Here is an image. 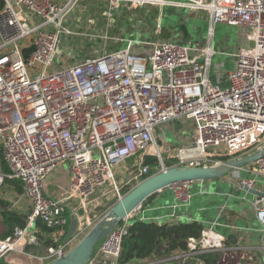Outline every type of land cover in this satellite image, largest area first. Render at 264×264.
<instances>
[{"label":"built area","instance_id":"2783aa9c","mask_svg":"<svg viewBox=\"0 0 264 264\" xmlns=\"http://www.w3.org/2000/svg\"><path fill=\"white\" fill-rule=\"evenodd\" d=\"M3 1L0 159L8 171L0 161V187L6 180L21 182L22 197L32 210L24 229L0 240V261L13 253L25 254L20 250L27 245V237L34 239L29 244H37L32 236L37 219L59 229L61 236L69 225L67 211L72 217L83 210L80 229L91 225L95 210L115 200L114 206L152 176L153 168L144 165L146 156L157 159L154 170L159 173L172 167H216L263 150L264 0L175 4L207 12L211 34L217 24L238 30L240 44L230 54L233 69L225 74L227 87L210 80L211 47L198 50L159 39L128 41L123 49L96 51L64 66L60 55L65 52L71 57L74 40L80 35L74 16L82 0ZM101 1L106 5L104 15L111 20L124 6L162 4L159 0ZM11 46L15 48L8 51ZM27 49L32 50L28 57ZM218 72L222 80L224 73ZM176 120L192 124V142L177 148L162 145L160 130ZM137 157L139 163L118 182L115 168ZM168 161L175 165L167 167ZM64 167L70 173L68 188L60 191L63 196L51 198L46 195L48 180ZM234 171L242 188L259 193L252 201L260 234L259 254L247 245L228 244L215 228L217 221L205 227L199 238H190L186 251L141 264H205L197 258L203 254L218 255L219 264H264V180H260L264 157ZM242 173L252 177L244 178ZM195 183L177 182L166 188L174 195L169 223L182 220L177 211L191 206ZM95 201H100L99 207L92 206ZM142 209L143 204L108 233L89 264H119L122 240ZM66 254V245L49 248L43 262Z\"/></svg>","mask_w":264,"mask_h":264},{"label":"crops","instance_id":"0c3cea01","mask_svg":"<svg viewBox=\"0 0 264 264\" xmlns=\"http://www.w3.org/2000/svg\"><path fill=\"white\" fill-rule=\"evenodd\" d=\"M159 1H161L162 4H146L153 7L156 12V16L151 19L152 24L148 23V25L150 24L148 27L145 26L144 23H135L133 34L124 33L122 35L124 37V40L121 41L122 44L127 45L128 41L152 42L159 39L161 41H174L183 46L191 45L196 47L198 50L211 47L214 52V56L212 58L210 68V80L215 85L227 87L228 81L225 74L228 72L223 71L225 61L218 60L217 64L214 65L213 59L219 55H229L230 53L222 51V54H219L220 51L214 49L212 39H210L209 45H205V43L201 45L194 39L188 38L189 34L184 31V28L183 32L181 31L180 24L182 23L183 18L187 15L190 17V23H194V20L197 21V19H200V17H197V14L204 13L206 20L210 22L211 26L209 14L204 11L193 12L187 8L175 5L177 3H184L186 0ZM171 16L180 18L179 23L174 24L175 21L171 22ZM147 18L150 20L148 15ZM209 33H211V27H209ZM128 35H131V37H128ZM218 70H220L221 73H224L222 80ZM193 131L194 128L190 122L176 120L160 130V142L162 145H169L172 148L187 145L192 142ZM128 162L131 164H128ZM134 162L135 159H130L126 162V173L124 172L123 179L128 175ZM69 175V170L66 167L54 173L48 180L46 195H49L51 198H56L60 194L61 190L68 188ZM241 176L244 178L252 177L248 173H242ZM249 193L250 192L245 191L244 188L240 186L239 182H237V178H235V171L226 175L221 180L196 182L193 186L194 197L191 206L186 209H182L181 211H177V215L181 216L182 220L191 218L193 221H199L203 223L205 227L211 226L214 222L218 221L219 224L215 228L219 233L223 234L227 238L228 244L247 245L251 248V250L256 251L257 254H259L258 245L260 241V234L258 232L259 228L252 210V201L254 200V197H250ZM173 205V193L168 189H164L163 191L155 194L151 201L143 203V209L137 214V219H144V221L156 222L159 224L169 223V216L172 212ZM42 259L43 258L40 256L34 254H23L17 252L10 254L3 260V262L5 264H45L43 261L46 258Z\"/></svg>","mask_w":264,"mask_h":264},{"label":"rangeland","instance_id":"374dc122","mask_svg":"<svg viewBox=\"0 0 264 264\" xmlns=\"http://www.w3.org/2000/svg\"><path fill=\"white\" fill-rule=\"evenodd\" d=\"M105 8L106 5L101 0H82L79 11L74 16V18L78 20L79 26L81 27L79 30L80 35L74 40V52H69L71 53V57L70 54L65 52L60 55L64 66L74 65L84 58H89L90 56H93L96 51L108 53L116 49L125 48L126 45L122 44L121 42L124 40L122 35L124 33L133 34V28H135V23L138 24L137 22L144 23L145 26L149 27L150 24L148 25V23H151V19L156 16L155 9L150 7V5L143 7L139 5H128L123 8L124 10L122 9L123 12L121 10L120 12L115 13L111 20L110 17L104 15ZM147 15L149 16L150 20H148ZM197 17H200V19H197V21L194 20V23H190V17L187 15L182 20L183 24H180L181 31L183 32L184 28V31L189 34L188 38L194 39L198 44L201 45H203V43H205V45H209L210 39H212L214 49L220 51L219 54H222V51L230 54L235 52L236 47L240 44L238 39V30L236 28L230 27L226 24H217L212 27L213 31L211 34L209 33V27H211L210 22L206 20L205 14H197ZM171 19V22L175 21L174 24L179 23L180 20V18L173 16H171ZM128 37H131V35H128ZM14 48V46H11L8 48V51L13 50ZM19 49L21 51L24 49V45L22 43H20ZM140 49V46L135 47V50L138 54L141 52ZM229 55L226 54L215 57L213 59L214 65L217 64L218 60H224L225 65L223 67V71H231V69H233V60ZM139 161L140 159L138 157L135 158V162L131 166L129 172L139 163ZM130 162H128V164H131ZM168 162L165 163L167 167H169ZM125 164L126 163L116 167L114 170L116 180L118 182L122 181L124 172L126 173ZM260 180H264V178H260ZM62 193L56 198L63 196ZM249 194L250 197H254L253 194ZM0 197H3L6 200H9V202L13 203V209L21 213L29 214L30 210H32V206L28 200L22 197V195H17L13 188L11 189L6 183L4 186L0 187ZM114 201L109 203L106 207L99 208L92 213L91 225L81 229L79 228L78 234L66 245L67 253L70 252L82 240V238L108 213V211L113 207L112 205ZM33 240L34 239L31 237H27V245L29 242L33 243ZM27 245H25L20 251L25 252ZM41 258L45 259L46 257L42 256Z\"/></svg>","mask_w":264,"mask_h":264},{"label":"trees","instance_id":"16d2710c","mask_svg":"<svg viewBox=\"0 0 264 264\" xmlns=\"http://www.w3.org/2000/svg\"><path fill=\"white\" fill-rule=\"evenodd\" d=\"M3 7L4 1L0 0V11ZM31 51L25 50V56L28 57ZM0 161L3 162L5 171H8L2 158ZM144 165L153 168L150 175L157 173V170H154L158 167V161L155 157L146 156ZM174 165L175 161L168 162L169 167ZM5 183L11 189L13 188L17 195L23 194L21 182L6 180ZM154 195L149 197L147 201H151ZM13 205L9 200L0 197V240L13 237L17 229H24L27 225L29 214L14 210ZM66 216L70 224L71 216L68 211ZM68 226L65 229V234L61 236L59 229L51 228L42 219H37L32 231V236L37 244H28L25 252L46 257L49 248L58 249L65 246L64 240ZM204 229L205 225L199 221L179 220L174 223L159 224L135 219L122 240V256L119 259V264H141L156 258L168 257L177 250L186 251L188 240L199 238ZM197 258L205 264H219V257L216 254H203ZM4 259L0 261V264H5Z\"/></svg>","mask_w":264,"mask_h":264},{"label":"water","instance_id":"95a60500","mask_svg":"<svg viewBox=\"0 0 264 264\" xmlns=\"http://www.w3.org/2000/svg\"><path fill=\"white\" fill-rule=\"evenodd\" d=\"M264 157L263 150L252 156H245L241 159L227 161L216 167L208 168H188L172 167L165 171L156 173L133 188L122 200L117 202L108 213L82 238V240L65 256L46 264H89L96 247L100 244L108 233L116 227L125 217L133 213L138 207L147 201L149 197L157 194L169 185L177 182L191 181L204 182L209 180H221L234 170L248 165ZM252 194L257 191H249ZM92 206L99 207L100 201H95ZM83 215V210L78 212ZM79 216L71 217L68 231L64 240L67 245L79 230Z\"/></svg>","mask_w":264,"mask_h":264}]
</instances>
